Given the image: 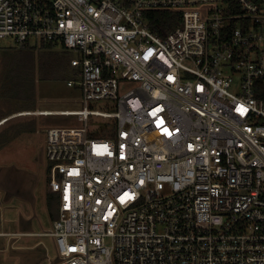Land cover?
I'll return each mask as SVG.
<instances>
[{"label":"built area","instance_id":"2783aa9c","mask_svg":"<svg viewBox=\"0 0 264 264\" xmlns=\"http://www.w3.org/2000/svg\"><path fill=\"white\" fill-rule=\"evenodd\" d=\"M7 37L79 59L82 109L51 112L85 126L45 132L47 264H264V0H0Z\"/></svg>","mask_w":264,"mask_h":264},{"label":"rangeland","instance_id":"374dc122","mask_svg":"<svg viewBox=\"0 0 264 264\" xmlns=\"http://www.w3.org/2000/svg\"><path fill=\"white\" fill-rule=\"evenodd\" d=\"M11 46L9 37L0 40V264H47L57 262L58 253L55 240L42 235L52 225L45 199V132L51 126H85L76 116L53 115L82 109L79 87L67 85L69 80H79V59L75 51L55 42L53 52L63 63L54 62L46 70L41 65L45 60H34V91L29 96L23 92L20 95L27 97L17 99L5 75L13 65L6 61L3 48ZM127 88L122 86L120 93ZM91 107L114 111L109 102H91ZM111 123L112 119L90 116L87 129L97 135Z\"/></svg>","mask_w":264,"mask_h":264},{"label":"trees","instance_id":"16d2710c","mask_svg":"<svg viewBox=\"0 0 264 264\" xmlns=\"http://www.w3.org/2000/svg\"><path fill=\"white\" fill-rule=\"evenodd\" d=\"M176 16V14L170 12L152 13V18H154V21L150 25L155 31L164 29V31L167 32L178 25V21H173ZM53 47V42L40 40L33 44L26 42L24 45L18 48H3L6 51L4 54L5 59H7L6 61L9 62L10 66L13 65L11 69L9 68V71L7 70L5 75L8 79H11V90L17 93V96H19L17 99L25 98L31 95V93L34 91L35 85L34 79L32 77L35 72L34 60H45L42 61L41 65L43 66L42 69L46 70L52 66L54 62L58 61L63 63V60H58L60 56L56 53V51L53 52ZM63 49L65 48L63 47ZM48 77H50V75L45 76L44 78ZM23 92L29 94H27V96H21L20 94ZM47 183V190L45 194L46 208L48 211V216L53 222L58 218L59 213L58 194L57 189L50 185L48 181Z\"/></svg>","mask_w":264,"mask_h":264},{"label":"bare ground","instance_id":"6f19581e","mask_svg":"<svg viewBox=\"0 0 264 264\" xmlns=\"http://www.w3.org/2000/svg\"><path fill=\"white\" fill-rule=\"evenodd\" d=\"M51 112H49V114H50ZM23 114H27V113H23ZM52 114V113H51ZM15 116H19V115H15Z\"/></svg>","mask_w":264,"mask_h":264}]
</instances>
